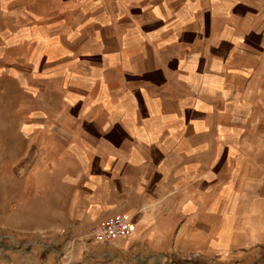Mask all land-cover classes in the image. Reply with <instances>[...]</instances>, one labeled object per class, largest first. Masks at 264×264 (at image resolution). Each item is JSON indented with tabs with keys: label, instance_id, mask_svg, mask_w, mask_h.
Masks as SVG:
<instances>
[{
	"label": "crops",
	"instance_id": "0c3cea01",
	"mask_svg": "<svg viewBox=\"0 0 264 264\" xmlns=\"http://www.w3.org/2000/svg\"><path fill=\"white\" fill-rule=\"evenodd\" d=\"M92 2L82 27L23 30L71 114L85 222L121 216L111 242L184 251L264 204V0Z\"/></svg>",
	"mask_w": 264,
	"mask_h": 264
},
{
	"label": "rangeland",
	"instance_id": "374dc122",
	"mask_svg": "<svg viewBox=\"0 0 264 264\" xmlns=\"http://www.w3.org/2000/svg\"><path fill=\"white\" fill-rule=\"evenodd\" d=\"M92 1L0 0V264H264V204L241 206L240 220H209L207 236L184 251L124 249L125 239L90 235L72 125L57 124L71 114L40 76L23 30L51 21L82 27L97 13Z\"/></svg>",
	"mask_w": 264,
	"mask_h": 264
},
{
	"label": "built area",
	"instance_id": "2783aa9c",
	"mask_svg": "<svg viewBox=\"0 0 264 264\" xmlns=\"http://www.w3.org/2000/svg\"><path fill=\"white\" fill-rule=\"evenodd\" d=\"M131 231L126 220L121 216H111L91 226L90 235L96 240L108 243L115 237L126 236Z\"/></svg>",
	"mask_w": 264,
	"mask_h": 264
}]
</instances>
